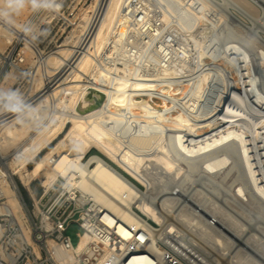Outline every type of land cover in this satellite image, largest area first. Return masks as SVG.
<instances>
[{
    "label": "bare ground",
    "instance_id": "obj_1",
    "mask_svg": "<svg viewBox=\"0 0 264 264\" xmlns=\"http://www.w3.org/2000/svg\"><path fill=\"white\" fill-rule=\"evenodd\" d=\"M234 1L249 13H255L256 1L264 4ZM162 2L167 8L155 14L147 0H91L49 52L22 31L19 36V23L11 31L0 23V43H8L0 53L24 40L21 60L0 73V88L21 78L23 96L41 95L30 104L33 120L18 123L14 115L0 124V214L14 215L37 256L18 181L47 230L55 221L31 188L36 179L44 197L61 181L51 201L64 197L76 207L88 205L104 224L89 223L92 234L81 233L68 251L48 238L59 264H81L76 254L92 255V243L100 241L103 253L93 264H108L113 249L136 237L135 229L170 243L173 237L172 244L204 254L208 264H264V38L234 17L225 1ZM172 3L195 21L193 28L183 19L175 22V35L185 40L177 48L164 32L177 15ZM59 12H30L20 23L41 31ZM225 30L242 37L247 48L225 41ZM155 36L161 41L153 47ZM192 60L195 65L187 63ZM241 62L248 83L244 94L228 97L226 107L228 98L216 92L217 85L231 78L240 87ZM200 69L195 79H181ZM119 161L145 181L144 188L113 164ZM110 234L120 241L108 240ZM15 261L0 245V264Z\"/></svg>",
    "mask_w": 264,
    "mask_h": 264
},
{
    "label": "built area",
    "instance_id": "obj_2",
    "mask_svg": "<svg viewBox=\"0 0 264 264\" xmlns=\"http://www.w3.org/2000/svg\"><path fill=\"white\" fill-rule=\"evenodd\" d=\"M147 1L151 3L150 6L152 8L149 9L151 13H161L160 7L167 8V5L163 3L162 0ZM133 3H137V0H133ZM172 7L176 10L177 15H173L171 23L165 27L164 32L166 34V41H173L172 46L177 48L179 44L183 45V43H185V40L182 39L180 35H175V22L179 19H183L188 27L193 28L195 27V21L193 15L189 11H187L183 6H179L172 3ZM143 14L144 12L141 10L139 14V19L142 17ZM157 25L160 24L157 23ZM20 34H22L21 31L18 33V35L20 36ZM155 37L156 38L153 39V47L158 46L161 41V37ZM223 38L225 41H230L232 43L239 42L244 48H247L242 37L235 39L226 30ZM23 43V39H16L14 51L9 48L7 52L0 53V58L2 59V62H0V73L8 69L10 63L19 59V50ZM215 48L216 46H214L212 50L218 53L219 51ZM152 49L153 48H151V50ZM179 55L183 57V51L180 50ZM232 56L234 55L232 54ZM19 60H21V57ZM187 63L195 65V62H193V60ZM240 64H237V77L240 81V87L233 84V80L231 78H228L226 81H224V83L217 85L218 89L216 90V92H218L219 94L221 92L224 93L225 99L228 97L232 98L234 93L242 92L244 94L245 92L244 88L245 85L248 83L249 77L247 75V69H245V63L241 62ZM201 70L202 69L193 73L192 75H183L181 79H195L200 74ZM23 82L24 80L19 78V81L15 82L11 86V88L13 89L16 85V87L18 86L17 90L22 91L23 86L21 87V85H23ZM23 97L28 104H31L32 101L39 98L38 96L32 99H30V96ZM229 104L230 102L228 98L226 107ZM231 107L236 108V105H233L232 103ZM14 115L15 114L10 112L0 111V124L11 120ZM0 166L4 167V160L2 158H0ZM43 198L44 195L43 193H41L40 196H38L40 205L41 200ZM1 200L3 199H0V201ZM24 203L26 205V211L28 213V217L33 229V240L35 241V243L38 244L41 255L37 256L36 253L32 250V246L27 242L20 225L16 221L14 215L9 211L8 213L0 214V225L3 229V235L0 238V245H4L6 251L10 253L13 258L15 257L16 261L13 263L5 262V264H27L29 261H32L33 264H59L54 258L52 251L49 249V246L47 244L48 238L55 240V242L60 245L62 251H68L74 246H77L80 240L81 233L89 232L92 234V231L89 228V223H96L97 225H99L100 228L104 225L101 218L95 217L93 211H88V205H86V208L81 206L76 207V202L74 200L61 197L57 201H50V203L46 206L41 205L43 209L50 214L49 219L55 221L53 229L47 230L45 227H43L42 213L38 216H35L32 211L33 207L29 208L25 199ZM88 212H91L92 216H90ZM71 224L77 225L79 229L77 232V242H73L72 238L66 233L68 227ZM135 231L138 232V234L135 238L131 239V241H129L126 246L121 248V246L119 245V249H113L111 251L108 256V264H208L206 260H204V258L206 259L204 254H202V256L204 257L202 258L199 257L197 253H194V251H191L187 247H184L182 243L178 244L180 246H175L174 244H172L175 243L173 237H171L172 243H170L168 241L170 239L167 240L163 237L150 236L149 233L144 232L143 229H135ZM97 232L98 235L102 237L103 231H101V229H97ZM111 236L112 234L108 236V240H112V242L120 241L119 238L115 239V235L113 239L111 238ZM103 246L104 243L102 241H100L99 243H92V255H89L87 252L76 254L78 258V263H95L97 261L98 256L103 253Z\"/></svg>",
    "mask_w": 264,
    "mask_h": 264
},
{
    "label": "rangeland",
    "instance_id": "obj_3",
    "mask_svg": "<svg viewBox=\"0 0 264 264\" xmlns=\"http://www.w3.org/2000/svg\"><path fill=\"white\" fill-rule=\"evenodd\" d=\"M219 2H227L228 3V11L234 15L239 20H242L241 23L243 24H249L250 27H252L253 35L261 36V38H264V4L261 2H257V5H255V13H250L245 9L241 7V11H239V5L234 0H216ZM62 4V10L58 13V15L52 20L51 23H45L41 26V32L44 34L41 35L36 41L39 43V45L45 49L46 51H52L54 50L58 44L60 45L65 37L68 36L72 28L75 26V23L77 19L80 17L81 13L85 10V8L88 6V4L91 2V0H60ZM230 2V3H229ZM236 3V4H235ZM230 4V5H229ZM238 6V7H237ZM238 8V9H237ZM263 8V9H262ZM243 10V11H242ZM234 12V13H233ZM258 12V13H256ZM30 13L28 11L24 17L27 16ZM257 14H259L257 16ZM255 15L257 17H255ZM245 16V17H244ZM262 17V18H261ZM259 19V20H258ZM65 23V27L62 28V25ZM262 24V25H261ZM257 31H256V30ZM258 33V34H257ZM256 36V37H257ZM8 43H0V49H6ZM5 51V50H4ZM15 82L13 79L9 83V88L12 86V84ZM22 82V81H21ZM25 82V81H24ZM18 87V86H17ZM16 85L13 89H17ZM22 87V85H21ZM20 87V88H21ZM63 137V135H62ZM93 152H96V149H92L87 155L83 158L86 160V158ZM118 169H120L122 172H124L134 183H136L139 187L144 188L145 181L138 176L133 170L128 168L126 165L122 164L121 161L118 163H113ZM34 166V163H30L29 167ZM19 187L22 192L23 198L25 199L27 205L29 208L33 207V200L30 195L29 190L26 186L22 185L19 181ZM61 187V181L55 184L51 192L48 194L47 197H44L41 200V205L46 206L50 203L51 199L58 193L59 189ZM31 188L34 190L36 196H40L42 193L43 187L41 185V182L36 179L31 183Z\"/></svg>",
    "mask_w": 264,
    "mask_h": 264
},
{
    "label": "clouds",
    "instance_id": "obj_4",
    "mask_svg": "<svg viewBox=\"0 0 264 264\" xmlns=\"http://www.w3.org/2000/svg\"><path fill=\"white\" fill-rule=\"evenodd\" d=\"M61 7L60 0H0V23L10 31L19 23L20 31L35 41L44 33L31 22L20 23L23 14L26 11L31 13L59 12ZM0 111L13 113L18 123H25L34 119L36 110L25 101L19 90L0 88Z\"/></svg>",
    "mask_w": 264,
    "mask_h": 264
},
{
    "label": "crops",
    "instance_id": "obj_5",
    "mask_svg": "<svg viewBox=\"0 0 264 264\" xmlns=\"http://www.w3.org/2000/svg\"><path fill=\"white\" fill-rule=\"evenodd\" d=\"M78 230L79 229H78L77 225L71 224L68 227L67 231H66V233L72 238L73 242H77V239H78L77 232H78Z\"/></svg>",
    "mask_w": 264,
    "mask_h": 264
}]
</instances>
